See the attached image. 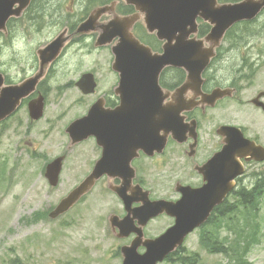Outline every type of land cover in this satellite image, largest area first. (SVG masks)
Masks as SVG:
<instances>
[{"label": "rangeland", "instance_id": "rangeland-1", "mask_svg": "<svg viewBox=\"0 0 264 264\" xmlns=\"http://www.w3.org/2000/svg\"><path fill=\"white\" fill-rule=\"evenodd\" d=\"M33 2L32 10L23 17L25 20L37 19L40 24L62 0ZM75 3L76 8H81L84 3L89 5L87 0H75ZM55 23L51 19L43 21L35 36L21 39L19 48L14 46L19 51L15 54L19 65L8 67L12 82L29 75L33 50L54 36L52 27ZM263 26L264 14L251 23L232 28L226 42L236 45L230 56L239 62V67L245 68V72L256 73L244 92L248 96L264 89ZM20 31L25 32L26 28L21 26ZM234 34L242 37L240 41L233 42L235 37L231 36ZM78 55L64 58L55 68L51 87L46 92L47 107L42 120L32 122L22 110L19 124L9 121L0 127V264H121L117 256L118 245L126 240H118L111 233L108 218L112 214L121 218L123 209L108 191L104 180L66 214L54 220L47 216L91 171L96 160L93 142L71 146L65 129L84 114L89 102L108 92L113 82L109 52L87 54L82 50ZM11 57L6 52L0 59L11 63ZM92 65H95L98 86L93 96H82L73 83L79 77V71ZM237 116L238 123L249 136L263 125L257 114L247 111V107H243ZM203 130H208V126L204 125ZM58 156L64 157L59 184L50 187L44 177L45 166ZM175 164L164 165L151 160L146 163L147 187L152 200H176L175 176L189 164L183 160ZM263 170L264 163L249 166L244 177L245 186L251 188L255 182L254 174ZM232 203L230 201L228 207L231 208ZM172 223L169 217L160 216L148 223L146 234L157 237ZM203 233L209 234L208 246L202 244ZM213 244L224 248V252H210L209 247ZM183 248L180 258L196 255L193 264H264V191L251 206L238 205L234 213L214 218L203 229L195 230L186 238Z\"/></svg>", "mask_w": 264, "mask_h": 264}, {"label": "water", "instance_id": "water-1", "mask_svg": "<svg viewBox=\"0 0 264 264\" xmlns=\"http://www.w3.org/2000/svg\"><path fill=\"white\" fill-rule=\"evenodd\" d=\"M31 0H0V29L10 18L19 17L28 7ZM137 11L144 14V24L149 32H156L159 40H165L163 52L151 55L148 48L142 47L133 40L128 32L135 19H114L103 28L97 45H107L114 38L119 43L113 48L115 54L114 69L120 74L119 87L116 93L120 97V107L113 112L101 113L94 104L88 114L71 123L66 132L71 144L79 143L94 136L102 148V156L94 165L91 173L69 194L61 199L48 214L56 219L69 211L95 185V182L106 175L110 179L122 180L121 187L111 188L122 200L127 215L119 220L110 216L109 224L118 229V237L123 238L130 233H137L130 246L122 248V264H156L161 262L170 252L180 247L188 234L203 225L209 218L212 209L219 205L233 187V179L242 174L243 170L237 159L263 162L264 148L245 139L237 128L222 127L220 134L225 138V144L219 153L208 161L200 170L204 185L199 189L177 187L181 194L177 202L150 201L147 197L134 198L126 195L133 175L129 168L130 156L128 148L131 141H142L144 152L152 156L161 152L165 145V137L182 143L189 132L193 136L195 125H187L179 115L192 108L183 104V96L189 90L198 93L201 87V74L214 57V47L223 34L235 23L254 20L264 10V0H243L235 4L218 5L216 0H125ZM105 8L94 10L85 22L77 29V34H86L93 28V23L104 14ZM200 17L208 22L212 29L205 38L209 48H202V41H189L187 38L195 32V20ZM130 20V21H129ZM189 28V30H187ZM180 37H175L178 33ZM175 38V40H174ZM66 39L58 36L47 46L39 49V69L37 73L20 85L2 87L0 76V121L9 116L18 102L34 92L36 85L44 77L48 66L58 56ZM166 66L178 67L186 72V80L176 95L181 98V105L176 108L174 116L162 108L161 92L158 87V77ZM83 94L93 93L95 83L92 75H84L77 83ZM226 94L220 90L210 95H202L203 100L219 99ZM258 98V97H257ZM253 100L256 106L260 105ZM43 98L29 103L32 119L42 115ZM212 105V104H210ZM139 111V114L127 113L128 108ZM163 133V135H160ZM120 157L122 160H120ZM126 159V160H125ZM63 157L56 158L46 166L45 177L50 186L58 184ZM199 171V172H200ZM141 205L131 209L132 203ZM161 214L174 218V225L155 239H145L141 242L142 227ZM137 220L138 227H135ZM136 228V230L134 229ZM145 252L136 253L139 243Z\"/></svg>", "mask_w": 264, "mask_h": 264}, {"label": "flooded vegetation", "instance_id": "flooded-vegetation-1", "mask_svg": "<svg viewBox=\"0 0 264 264\" xmlns=\"http://www.w3.org/2000/svg\"><path fill=\"white\" fill-rule=\"evenodd\" d=\"M93 1V4H91L90 1L87 0L89 5H85L84 3L81 8H76L77 4L75 3V0H62V2L58 3V6H55L51 9L50 14H46V19L40 21V24L48 19L55 20L56 22L55 26L52 27V31L54 30V36H52L48 40V42L52 41L59 34H62L66 41L58 58H56V60L52 62L48 67L46 76L44 80L41 81L39 88L37 87V91L32 94L33 96L35 94H41L44 97V101H46V92L49 86L51 87L50 80H52V74L55 68H58L59 63L64 58L71 56L78 57V52H81L82 50H86L87 54H94L98 51H106L107 53L109 52V55H111V74H113L112 85L109 88L108 92L102 93L101 95L97 96L94 101L89 102L87 104V109L85 110L82 116L86 115L88 110L94 104L98 105L101 113H110L116 111L120 107V97L116 93V89L119 85V74L114 70L113 67L115 64V54L113 52V48L119 43V39L117 37L113 40L111 44L103 47H96L95 42L98 35L103 32V28L110 21L116 19V17L130 18L133 15H137L140 13L135 9L134 6L126 4L124 0ZM217 1L218 3H233L239 2L241 0ZM98 7H104L105 14L93 23V28L91 29L90 33L76 35L75 32L78 26L86 20V18L94 9ZM31 10L32 9L27 11L21 17L8 19L4 27L0 29V56L4 55L6 52H9L12 56V64L4 62L0 59V75L4 79V85L20 83V81L12 82L8 76L7 71L9 68L14 67L15 65H19V61H17L18 57L15 55L19 51L14 49V42L20 41L21 39L28 38L33 35L35 36L37 34V27L40 25L39 21L37 19L25 20V18L23 17L27 16ZM142 17H144V14L140 13L139 20L131 28V33L141 45L147 47L150 50V53L152 55H159L163 52L162 47L165 43V40H159L155 32L149 33L143 24ZM21 26L26 28L25 32L20 31ZM210 29L211 28L208 24L204 23L200 19H197L196 35H191L189 39H203L210 32ZM187 30H189V28ZM174 35L175 37L179 38V31ZM234 37L235 39L233 40V42L240 41V39L242 38L241 36L236 35L231 36V38ZM229 38L230 35L226 34L218 45V47L215 49L214 57L210 59V62L208 63L207 67L202 72V82L200 87L202 94L210 95L213 91L220 90L222 91V93L226 94V97L214 100L211 99L206 102L201 98V94L199 92L196 93L195 91H190L185 95V102L183 103H191V105H194V107L188 111L183 112L182 116L184 117L185 123L195 121L197 127L195 137H192V135L187 132L185 134L186 139L182 143H179L175 141L171 135H167L165 137L166 145L163 151L160 153L155 152L152 154V156H149L144 152V150L142 149V141H131L129 145L125 147L128 148V153L130 156L129 168L131 174L133 175L129 188L126 191L127 196H133L134 198L147 197L148 199L152 200L151 194L147 187V175L144 168L148 160H151L152 162H158V164L164 165H176L175 163H177L178 165L180 160L188 162L189 165L184 169H180L178 175L175 176L177 180H175L174 191L176 190L175 187L177 188L179 186H188L192 189H198L203 186L205 181L203 178V174L200 170L208 163L210 159L214 157L216 153H218L222 149L223 145L225 144V138L220 134L219 131L221 127H238L241 129L244 137L249 140L255 141V143L257 144L264 146V89H260L254 92L251 96L244 95V92L251 85L249 83L250 80L252 81V79H254L256 73L245 72L246 69L243 67H239V62L237 60L234 61V58L230 56V54L233 53V48L236 45L232 43L227 44L226 42ZM26 45L28 46L29 43L27 42ZM205 46L207 47V44H205ZM37 50L38 48L33 50V59L31 65L29 66L30 73L26 77H29L30 75L35 73L39 67V61L36 54ZM94 68L95 65H92L86 69L79 71V73L80 75L84 73L93 74L97 83ZM248 70L250 69L248 68ZM185 78L186 73L182 69L176 67H165L161 71L158 78V85L160 87V94L162 97L160 102H162L163 111L164 109H167L171 112V115L173 116L175 113V106L179 109V106L181 105L180 98H177L174 92L177 90V88L182 85V83L185 81ZM257 96H259V98L255 102L261 104L258 107L252 104V100ZM32 97H30L28 100H23L22 102H19V104L14 109V112L0 122V127H2L6 122L9 121H14L19 124V118L20 114L22 113V110L24 111V115L29 120L31 119L32 122H38L39 120H42L43 116L37 120L32 119L30 116L28 101ZM43 103L44 114L47 107V102ZM243 107H247V111L249 112L256 113L259 120L263 122V125H261L262 127L260 126L258 131H256L255 133L253 132V136H249L247 134L246 129L238 123L237 114L239 112H242ZM139 111L141 112V114L143 113V110H139L138 108L134 110V112L132 107L126 110L127 113L133 112L132 114H139ZM204 125L208 126V130H203ZM160 135H163V133H160ZM88 141L93 142V148H95V150L97 151L95 160L96 162L101 158L102 149L97 144L94 137L88 138L87 140L83 141V143ZM120 160H122L121 157ZM237 160L238 162H242L245 165L246 172L248 171L249 166L257 165V163L254 162L245 163L242 159ZM184 170H187V172L185 173ZM246 172H244L242 176L236 177V179L234 180V190L231 192V194L227 195L223 199L221 205L216 206L213 209L211 215L214 214L216 216L219 210L226 211L228 207V202H234L236 196H238V198L241 196L242 191L245 189L244 177ZM101 180L105 181L108 191H110L111 194L116 197V199L122 206L123 212L119 216H121V218L125 217L126 211L124 204L111 189L121 187L122 180H120L119 178L110 179L107 177H102L97 182L99 183ZM175 193L177 196L176 200H178L181 195L176 191ZM139 205L141 204L134 202L130 207L131 209H135L139 207ZM122 214H124L123 217ZM133 222L135 227H137V220H134ZM145 227H143L141 230V242L145 239H151L156 237L147 235ZM134 229L136 230V228ZM115 230L113 231V233L116 236L117 229ZM136 238H138L137 233H130L126 237L118 238V240H126L125 243L118 245L117 256L120 263H122L123 261L122 248L130 246L132 240ZM141 242L139 243L138 247H136V253L139 255L145 252V248L141 244ZM179 260L180 250L177 248L171 253H169L161 262L157 264L170 262L175 264Z\"/></svg>", "mask_w": 264, "mask_h": 264}, {"label": "trees", "instance_id": "trees-1", "mask_svg": "<svg viewBox=\"0 0 264 264\" xmlns=\"http://www.w3.org/2000/svg\"><path fill=\"white\" fill-rule=\"evenodd\" d=\"M264 14V13H263ZM264 28V26H263ZM255 179V183H254V187L251 190H243L241 193V196L239 197V199H237L238 201L234 204V205H240L242 207H249L251 206L256 197L259 196L263 191H264V170L258 173L257 177H254ZM229 211H230V207H229ZM231 212V211H230ZM218 218H221L223 216H225L224 214V210L218 211ZM209 234H202L201 236V240H202V244L208 246V237ZM224 248H220V247H215V244L211 245V247H209V251L210 252H224L223 250ZM183 251V250H182ZM181 251V252H182ZM195 257L196 255L190 257V258H185L184 256L181 257L180 261L182 264H193L195 261Z\"/></svg>", "mask_w": 264, "mask_h": 264}, {"label": "clouds", "instance_id": "clouds-1", "mask_svg": "<svg viewBox=\"0 0 264 264\" xmlns=\"http://www.w3.org/2000/svg\"><path fill=\"white\" fill-rule=\"evenodd\" d=\"M14 46L19 48L20 47V42L19 41L14 42Z\"/></svg>", "mask_w": 264, "mask_h": 264}]
</instances>
